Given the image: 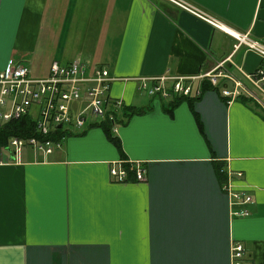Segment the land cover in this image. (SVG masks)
I'll return each mask as SVG.
<instances>
[{
  "label": "crops",
  "instance_id": "1",
  "mask_svg": "<svg viewBox=\"0 0 264 264\" xmlns=\"http://www.w3.org/2000/svg\"><path fill=\"white\" fill-rule=\"evenodd\" d=\"M187 1L223 29L165 0H0V71L103 67L125 117L111 132L120 147L103 125L65 135L47 157L15 162L0 147V264H231L235 242L264 264V112L206 80L193 81L203 89L193 99L139 91L141 78H194L222 63L255 73L262 58L233 34L264 43V0ZM116 161L143 163L146 180L114 183ZM228 173L253 198L248 217L231 215Z\"/></svg>",
  "mask_w": 264,
  "mask_h": 264
},
{
  "label": "built area",
  "instance_id": "2",
  "mask_svg": "<svg viewBox=\"0 0 264 264\" xmlns=\"http://www.w3.org/2000/svg\"><path fill=\"white\" fill-rule=\"evenodd\" d=\"M198 19L223 29L214 17L187 0H165ZM237 47L257 53L263 60L262 66L253 74L241 69L234 73L224 63L199 77L188 78L165 75L139 79V91L153 99H193L202 95L201 86L194 87L193 81L206 80L219 88L223 97L230 101L248 98L264 112V43L249 34H233ZM116 81L103 67L91 70L80 60L61 64L54 61L46 77L34 78L31 68L23 63L11 62L0 71V129L10 122L30 117L35 122V135L13 137L8 146L15 162H22L23 153L47 157L62 147L67 134H80L89 126L110 124L111 132L118 133V125L125 120L121 100L109 96L111 84ZM170 83V85L168 84ZM61 126V127H59ZM147 168L143 163L116 161L109 167L114 183L144 182ZM233 174L228 173L222 189L229 198L233 217H248L244 208L253 198L244 190H237ZM241 178L242 174L237 173ZM133 178V179H132ZM231 264H253L245 247L235 242L231 248Z\"/></svg>",
  "mask_w": 264,
  "mask_h": 264
},
{
  "label": "trees",
  "instance_id": "3",
  "mask_svg": "<svg viewBox=\"0 0 264 264\" xmlns=\"http://www.w3.org/2000/svg\"><path fill=\"white\" fill-rule=\"evenodd\" d=\"M177 100H182V98ZM103 126L111 142L120 147V142L111 135L110 124L105 123ZM34 135L35 122L30 117H24L20 120L8 123L0 129V147H7L9 140L13 137H32Z\"/></svg>",
  "mask_w": 264,
  "mask_h": 264
},
{
  "label": "rangeland",
  "instance_id": "4",
  "mask_svg": "<svg viewBox=\"0 0 264 264\" xmlns=\"http://www.w3.org/2000/svg\"><path fill=\"white\" fill-rule=\"evenodd\" d=\"M34 78H42V77H40V76H33ZM69 138V136H66V139H68Z\"/></svg>",
  "mask_w": 264,
  "mask_h": 264
},
{
  "label": "bare ground",
  "instance_id": "5",
  "mask_svg": "<svg viewBox=\"0 0 264 264\" xmlns=\"http://www.w3.org/2000/svg\"><path fill=\"white\" fill-rule=\"evenodd\" d=\"M229 31V30H228ZM231 32V31H230ZM232 33V32H231ZM236 35V34H235Z\"/></svg>",
  "mask_w": 264,
  "mask_h": 264
},
{
  "label": "water",
  "instance_id": "6",
  "mask_svg": "<svg viewBox=\"0 0 264 264\" xmlns=\"http://www.w3.org/2000/svg\"><path fill=\"white\" fill-rule=\"evenodd\" d=\"M59 127H61V126H59Z\"/></svg>",
  "mask_w": 264,
  "mask_h": 264
}]
</instances>
